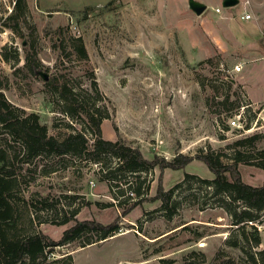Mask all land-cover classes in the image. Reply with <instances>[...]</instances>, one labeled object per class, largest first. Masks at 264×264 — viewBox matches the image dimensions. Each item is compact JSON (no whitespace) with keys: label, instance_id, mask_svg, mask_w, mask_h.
Returning <instances> with one entry per match:
<instances>
[{"label":"rangeland","instance_id":"1","mask_svg":"<svg viewBox=\"0 0 264 264\" xmlns=\"http://www.w3.org/2000/svg\"><path fill=\"white\" fill-rule=\"evenodd\" d=\"M223 1L22 0L16 10L15 0H0V92L13 106L37 114L48 135L60 139L78 130L91 139L79 119L63 114L53 87L44 84L56 78L71 86L85 106L106 111L105 140L124 139L146 159L211 150L227 154L222 162H230L229 145L264 134V0H237L227 7ZM197 7L203 8L200 13ZM243 14L250 18L242 20ZM76 39L87 60L77 54ZM27 45L41 64L40 75L24 67ZM232 120L248 129L231 125ZM7 144L0 141L8 152L18 151L12 141ZM263 149L259 141L245 151L260 161ZM9 168L16 179L10 200L20 233L41 232L58 241L75 221L114 222L120 228L85 247L80 246L85 239L58 247L46 254V262L66 264L67 255L73 264H180L191 258L219 264L242 258L225 244L236 236V226L207 187L181 182L185 173L213 178L201 161L141 174L148 190L124 217L120 213L127 205L116 207L100 166L83 157H38L25 164L17 158ZM238 170L244 183H264V170L250 164H239ZM127 181L134 178L124 176L121 188ZM158 183L164 190L180 185L174 197L178 209L170 219L159 201H150ZM64 218L72 219L62 224ZM260 220L254 225L261 241L253 251L264 249V212Z\"/></svg>","mask_w":264,"mask_h":264},{"label":"trees","instance_id":"2","mask_svg":"<svg viewBox=\"0 0 264 264\" xmlns=\"http://www.w3.org/2000/svg\"><path fill=\"white\" fill-rule=\"evenodd\" d=\"M15 9L19 10L22 0H15ZM8 20L13 19L9 16ZM14 25H17L15 22ZM16 30V29H15ZM75 50L79 57L87 60L86 51L80 39ZM24 67L33 76L40 75L41 64L36 57L32 46H26ZM92 90L98 95L97 85L91 75ZM53 87L57 99L62 105L61 111L71 119H79L83 128L89 132V139L82 131H72L63 135L60 139L48 135L45 125L39 122V116L35 113H25L23 109L10 104L3 93L0 92V135L5 147H9L8 141L16 144L18 151L11 152L0 147V264H58L61 260L53 259L46 262V254L54 249L85 239L80 245L85 247L93 243L104 241L119 232L116 223L107 225L92 220L75 221L74 224L63 231L58 241L49 239L41 232L33 231L24 234L27 230H17V214L10 196L14 191L16 179L13 169L9 166L13 160L19 159V163L25 164L38 157H62L71 155L83 157L100 166L101 178L108 183L111 197L116 201V207H124L120 216L124 217L134 207L143 201L142 196L147 192L146 174L155 168L180 170L191 161H201L212 173L211 180L201 179L195 175L185 173L181 182L194 180L196 183L207 187L210 197L213 198L231 218V224L236 226L235 237H228L225 244L237 249L242 254L239 261L231 258L221 260L219 264H264V249L256 250L261 241L258 230L254 224L261 223L264 212V183L259 186H251L243 182L238 170L239 164H250L264 170L263 159L251 160L245 151L247 147H253L255 143L264 142V134L254 133L240 138L229 145L231 154L228 155L230 162H222L221 157H227L224 153H214L211 150H199L194 155L176 154L172 159L153 155L151 159L143 157L140 149L117 137L115 141L105 140L102 137L101 124L108 120L109 115L99 107L85 106L78 97V93L66 82H59L56 78H49L44 83ZM244 120V117H242ZM246 127V125H245ZM242 129H248L243 128ZM7 137H9L7 139ZM114 160L113 166L107 161ZM9 168V169H8ZM124 176L134 178L133 182H124L125 188H121L120 181ZM179 183L168 190H164L158 183L155 195L150 201L160 202V211L167 219H170L178 209L179 202L174 199ZM133 194L134 198L124 197L125 194ZM130 200H133L130 202ZM74 215V214H73ZM72 218H64L61 223L65 224ZM32 228L34 219L28 220ZM264 222V220H262ZM249 227L250 230L246 228ZM66 264H73L72 257H63ZM180 264H198L193 258L182 261Z\"/></svg>","mask_w":264,"mask_h":264},{"label":"built area","instance_id":"3","mask_svg":"<svg viewBox=\"0 0 264 264\" xmlns=\"http://www.w3.org/2000/svg\"><path fill=\"white\" fill-rule=\"evenodd\" d=\"M215 13H219V11H220V9L219 8H216L215 10ZM250 18V15H248V14H243V15H241V19L242 20H248ZM238 117L240 118V114H238ZM235 121L234 120H232L231 122H230V124L231 125H235ZM237 128H242V124H240V123H238L237 125H235Z\"/></svg>","mask_w":264,"mask_h":264},{"label":"water","instance_id":"4","mask_svg":"<svg viewBox=\"0 0 264 264\" xmlns=\"http://www.w3.org/2000/svg\"><path fill=\"white\" fill-rule=\"evenodd\" d=\"M237 3V0H224L223 2H222V6L223 7H227V6H231V5H234V4H236ZM202 7H197L196 8V12L197 13H200L201 11H202Z\"/></svg>","mask_w":264,"mask_h":264}]
</instances>
